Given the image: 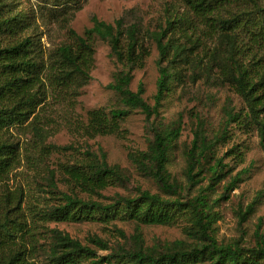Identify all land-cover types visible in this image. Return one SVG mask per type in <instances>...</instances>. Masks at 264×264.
Returning <instances> with one entry per match:
<instances>
[{
  "label": "trees",
  "instance_id": "obj_1",
  "mask_svg": "<svg viewBox=\"0 0 264 264\" xmlns=\"http://www.w3.org/2000/svg\"><path fill=\"white\" fill-rule=\"evenodd\" d=\"M77 1L51 0L50 9H41L39 14L43 19L47 16L56 17L60 23L66 24L68 17L64 13H70L69 10ZM181 1L184 11L173 8L176 15L166 18L165 26L162 25L159 30L146 29L139 23L128 24L126 17L113 24L93 17L92 28L83 35L72 29L69 31L68 43L61 46L56 54V78L61 84L70 89H81L91 80L97 40L107 43L112 56L123 66L108 88L120 96L124 109H115L110 113L104 110L91 111L83 129L91 137L117 135L122 122L135 110H140L150 122L153 117L160 115L165 96L174 91V83L186 69L183 65L190 58L189 55L196 54V64H202L205 67L203 70L216 72L245 105L241 110L227 111L226 126L235 124L244 129L257 130L264 143V55L260 50L252 51L256 49L255 45L259 47V41H264V7L257 0ZM231 4H242L251 9L225 17L222 12ZM15 5L16 0H1L0 32L17 35L25 32V28L31 24V17L25 14L3 13L5 10L12 12ZM245 38L250 40L253 48L245 43ZM209 42L214 43L210 46ZM154 44L160 53L161 77L155 104L150 105L144 98V86L141 84L138 91L134 92L131 85L135 71L145 67ZM33 48L31 37L15 40L5 48H0V77L3 78L0 84V135L6 128L27 123L41 104L36 87L42 66L29 56ZM164 63L168 65L163 66ZM152 127L154 140L148 150L131 154L130 158L138 171L152 177L162 191L176 195L179 187L172 181L168 165L181 135V126L164 131L154 125ZM52 147L43 148V151ZM213 147L203 130L199 129L187 155V179L192 185L200 184L205 173L211 174L213 187L224 177L223 160L214 158L211 153ZM234 151L230 153L234 154ZM85 159L86 163L84 161L65 167L66 183L75 192H59L63 204L42 214L41 220L58 223L109 222L112 217L121 216L146 226H167L187 216L193 223L188 235L196 242L187 245L178 241L163 251L145 250L139 244L137 249L119 247L111 254L101 256L100 251L110 249L101 237L92 236L84 244L66 232L53 229L50 231L51 243L45 251V258L31 262L30 254L38 251V242L35 239L36 232L29 231L28 215L24 209L25 194L23 191H4L0 197V264L264 263V237L259 233L257 247L252 250L243 246L242 239L228 244L218 242L213 234L216 216L209 204V195L203 194L193 201L183 202L179 198L165 199L158 194L140 191L137 197L116 196L112 204L80 198L78 191L100 196L109 188L128 181L120 168L108 163L103 150L99 156L88 152ZM18 163V144L0 136V185L9 179ZM52 177L54 181L55 175ZM53 187L58 189L55 183ZM235 187L236 182L232 183L222 198L228 200V192ZM38 215L33 212L31 219L34 223ZM246 217L242 215V221ZM141 241L137 239V243Z\"/></svg>",
  "mask_w": 264,
  "mask_h": 264
},
{
  "label": "rangeland",
  "instance_id": "obj_2",
  "mask_svg": "<svg viewBox=\"0 0 264 264\" xmlns=\"http://www.w3.org/2000/svg\"><path fill=\"white\" fill-rule=\"evenodd\" d=\"M257 1L264 7V0ZM16 3L12 12L5 10L3 13L25 14L31 17V24L25 28V32L17 35L1 31L0 48L15 40L32 38L34 48L29 56L42 66L39 73L41 81L36 87L41 104L27 123L6 128L0 135L19 146V163L9 179L0 185V197L4 191H23L25 194L24 209L28 215L29 231L36 232L38 242V251L30 254L31 262L45 258L53 229L66 232L84 244L92 236L101 237L110 248L100 251L101 256L111 254L119 247L137 249L139 244L145 250L163 251L178 241L187 245L196 242L188 235L193 223L187 216L167 226H146L121 216L112 217L109 222L58 223L41 220L42 214L63 204L59 192H75L66 183L65 167L84 162L88 152L99 156L101 150L107 154L108 163L120 168L128 181L109 188L100 196L78 191L80 198L112 204L116 196L137 197L140 191H148L165 199L179 198L189 202L206 194L217 217L214 219L213 234L218 242L228 244L242 239L246 249L257 247V234L264 237V143L257 130L244 129L235 124L226 126L227 111H238L245 105L216 72L203 70L205 67L202 64H196V54L189 55L190 58L183 65L186 69L182 71L181 78L175 81L174 91L165 96L159 116L149 122L145 114L135 110L122 122L120 132L112 136L91 137L83 129L91 111L110 113L115 109H124L120 96L108 88L113 84L116 73L123 70V66L112 56L109 45L97 40L91 80L83 88L70 89L56 78V54L61 46L68 43L71 29L83 35L92 28L93 17L109 24L126 17L128 24L139 23L146 29L159 30V27L165 26L166 18L176 15L173 8L184 11L182 1L78 0L69 10L70 13H64L68 17L66 24L60 23L56 17L41 18L39 10L48 11L51 0H16ZM249 9L251 7L246 5L231 4L222 13L228 17ZM244 41L253 48L250 40L245 38ZM213 43L209 42V45ZM255 46L256 49L252 51L260 50L264 55V41H259V47ZM159 61L160 53L154 44L145 67L135 71L131 85L134 92L141 84L144 86V98L150 105L155 104L159 91ZM2 80L0 77V84ZM152 125L161 131L181 126V135L168 165L171 179L179 187L176 195L162 191L152 177L138 171L130 158L131 154L148 150L154 140ZM199 129L203 130L208 142L213 143L211 153L214 158L223 160L224 177L214 187L210 173H205L207 177L202 175L203 181L195 186L187 179V155ZM50 147V150L43 151V148ZM231 150H235V153L231 154ZM52 173L55 175L54 181ZM234 182L236 187L228 192L229 199H223L222 196L226 195L225 192ZM54 183L58 188L56 190ZM33 212L39 214L35 223L31 219ZM242 215H247L245 221H242ZM138 238L142 240L141 243H137Z\"/></svg>",
  "mask_w": 264,
  "mask_h": 264
}]
</instances>
